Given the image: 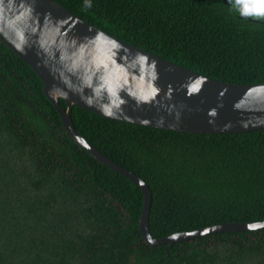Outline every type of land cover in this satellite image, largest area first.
I'll return each instance as SVG.
<instances>
[{
	"label": "trees",
	"instance_id": "16d2710c",
	"mask_svg": "<svg viewBox=\"0 0 264 264\" xmlns=\"http://www.w3.org/2000/svg\"><path fill=\"white\" fill-rule=\"evenodd\" d=\"M54 1L206 77L264 83V15H243L237 0ZM42 86L0 40V264H264V227L148 244L138 230L140 188L74 140ZM70 119L87 142L147 184L151 237L264 220V127L182 132L77 105Z\"/></svg>",
	"mask_w": 264,
	"mask_h": 264
},
{
	"label": "water",
	"instance_id": "95a60500",
	"mask_svg": "<svg viewBox=\"0 0 264 264\" xmlns=\"http://www.w3.org/2000/svg\"><path fill=\"white\" fill-rule=\"evenodd\" d=\"M0 40L39 76L74 140L140 188L138 230L148 244L170 246L206 234L264 227V220L226 222L151 237L147 184L87 142L70 119L77 105L107 118L167 130L242 133L264 127V83L223 82L183 68L109 35L54 0H0Z\"/></svg>",
	"mask_w": 264,
	"mask_h": 264
},
{
	"label": "clouds",
	"instance_id": "9594fccd",
	"mask_svg": "<svg viewBox=\"0 0 264 264\" xmlns=\"http://www.w3.org/2000/svg\"><path fill=\"white\" fill-rule=\"evenodd\" d=\"M237 3H243V15H264V0H237Z\"/></svg>",
	"mask_w": 264,
	"mask_h": 264
}]
</instances>
